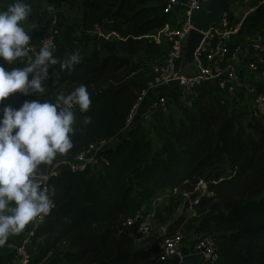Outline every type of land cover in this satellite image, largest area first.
Instances as JSON below:
<instances>
[{
	"label": "trees",
	"instance_id": "16d2710c",
	"mask_svg": "<svg viewBox=\"0 0 264 264\" xmlns=\"http://www.w3.org/2000/svg\"><path fill=\"white\" fill-rule=\"evenodd\" d=\"M12 2L0 0V10ZM28 2V19L39 24L31 43L45 35L47 17L59 13L63 21V12L75 6L80 17L72 24L58 18L60 32L65 28L66 43L89 37L86 32L96 26L120 36L117 40L98 38L97 49L79 54L81 62L71 71H62L59 64L50 69L44 98H51L58 89L67 92L83 84L91 105L87 113L77 110L73 149L50 170L56 207L26 245L31 264H158L160 244L176 233L183 240L195 234L191 245L204 237L214 239L217 264H264V114L256 116L253 107V99L264 95V79L254 78L264 75V63L257 64L251 76L242 71L255 86L254 95H231L216 82L205 81L196 96L181 106L178 120L166 122L165 103L149 111L152 121L147 125L139 118L126 128L132 107L155 79L151 59L170 50L167 42L160 45L152 36L166 24L179 27L174 14L164 13L166 0ZM232 3L224 5L230 27L241 23L237 12L247 8L239 33L250 32L244 40L249 44L264 38V1L241 0L236 10L229 9ZM244 41L236 36V43ZM58 42L54 55L61 60L60 38ZM165 96L166 92H160L158 97ZM24 99L14 94L4 104L15 108ZM84 115L91 122L81 131L79 122ZM103 140L113 142L100 154V167L73 172L64 163ZM201 183L206 190L199 194L197 204L190 205L188 198ZM184 198L194 215L177 217L164 235L148 245L134 228L126 226L136 216H155L158 201L165 205L181 203ZM29 231L30 224L0 246V264H17L16 252L6 246L20 245Z\"/></svg>",
	"mask_w": 264,
	"mask_h": 264
},
{
	"label": "clouds",
	"instance_id": "9594fccd",
	"mask_svg": "<svg viewBox=\"0 0 264 264\" xmlns=\"http://www.w3.org/2000/svg\"><path fill=\"white\" fill-rule=\"evenodd\" d=\"M30 11L28 0L0 10V246L56 207L50 170L73 149L77 110L87 113L91 105L83 84L44 98L51 67L71 71L81 58L73 52L60 60L47 42L29 58L32 37L23 25ZM14 94L25 99L15 108L4 104ZM90 122L84 115L80 130Z\"/></svg>",
	"mask_w": 264,
	"mask_h": 264
},
{
	"label": "built area",
	"instance_id": "2783aa9c",
	"mask_svg": "<svg viewBox=\"0 0 264 264\" xmlns=\"http://www.w3.org/2000/svg\"><path fill=\"white\" fill-rule=\"evenodd\" d=\"M202 1L204 0H166L164 13L174 14L179 27L170 28L169 24H166L161 29L165 32V42L170 45L169 53L160 63L153 66L155 79L149 83L148 90L141 95L132 107L127 117L126 128H131L137 119L142 117V103L146 95L150 91L169 88L168 84L174 80H178L179 84L172 87L180 88L188 98H194L197 88L205 81L216 82L231 95L238 92L245 95H254L256 93L255 86L247 81L246 76L242 75V71L245 69L247 74L249 73L251 76L256 71L257 64L264 63V38L254 39L253 42L246 45L236 43V36L239 34L241 24L235 28L230 27L228 16L225 12L220 23L210 27L204 34V38L195 54V68L193 72L186 76L179 74V65L183 56V43L192 28L190 15L193 11L199 9ZM58 24V17L54 13L44 25L45 35L37 40L36 43L30 42L29 58L45 42L53 47L54 54L59 50L58 40L61 32ZM86 35L104 40L120 39L119 34L115 31L106 32L100 26L87 31ZM155 41L159 44V40ZM242 54L245 56L244 69L240 66ZM261 76V78H254L255 80L264 79V75ZM165 103V97H158L148 107V112L156 110L158 106H164ZM253 107L256 116L261 117L264 114V95L256 96L253 99ZM112 142L111 140H103L92 144L75 158L64 163L73 172L94 170L100 167V154ZM52 174L55 175L56 173ZM200 187L205 192V184L201 183ZM198 199L199 194L193 202L188 200L190 201V205H193L198 203ZM45 218L42 221L38 220L30 224V231L26 234L24 241L20 245L13 243L7 245L8 249L16 252L17 264H31L32 256L27 252L26 245L29 243L31 236L34 235L35 230L44 223ZM126 226L134 228L135 234L140 238L149 237L153 231L152 215L146 218L142 216L131 218L127 221ZM160 247L161 256L158 264H217L219 259L216 243L211 237L199 239L194 245H190L186 251L183 237L179 233H176L170 237H166L160 244Z\"/></svg>",
	"mask_w": 264,
	"mask_h": 264
},
{
	"label": "rangeland",
	"instance_id": "374dc122",
	"mask_svg": "<svg viewBox=\"0 0 264 264\" xmlns=\"http://www.w3.org/2000/svg\"><path fill=\"white\" fill-rule=\"evenodd\" d=\"M241 4V0L238 1H234V3H232L230 5L229 9H235L238 7V5ZM245 5L248 6L249 2H245ZM41 6L44 8L45 4H41ZM248 12L247 8L246 9H240L237 12V15L239 17L242 18L241 23H243L244 21V15ZM63 13H65L64 16V20L62 21V19L59 17V13H55V15H57L58 18H60V22L61 23H66V24H72L74 20L79 19L80 17V9L78 6L72 7V8H67ZM40 16V15H39ZM38 16V18H39ZM51 16V15H50ZM49 16V17H50ZM49 17L46 18V23L49 19ZM63 23V24H64ZM240 23V24H241ZM23 27L25 28V30L31 31L32 28H36L39 27L38 21L37 20H29L27 18V20L24 22ZM169 27L171 28V24H169ZM105 30V29H104ZM36 33V30H34ZM38 31V29H37ZM106 31V30H105ZM108 32V31H106ZM250 33V32H249ZM244 33L242 36L243 38L247 39L249 38L250 34ZM81 32H78V34H76L77 37L81 36ZM154 38V40H159V44L161 45L164 41H165V32L163 30L157 32L155 35L152 36ZM99 39L98 38H94V37H87V38H78V40H75L73 44H68L66 43V38H65V28L63 27L62 29V33H61V37H60V42L62 43L60 46L61 49V60L66 59L71 53L73 52H78L79 54L83 55L84 53H88L91 51H94L95 49H97V43H98ZM62 45H65V47H62ZM166 55L160 57V58H156V59H151L152 63L155 65L157 63H160L164 57ZM164 91V92H163ZM160 92L165 93L166 92V103H167V110H166V116H165V120L167 123H169L170 121H176L181 117V106H183V104L189 103L190 98L186 97L184 92L178 88V87H174V88H167L166 90H161V91H156L153 94V99L158 98ZM151 103L149 102L148 104H146V106H143V114L142 117H140V119L138 121H143L144 123H146V125L151 122V118H150V114L148 112V106H150ZM171 112V114H170ZM154 138V136H152ZM156 139V138H154ZM204 193V191H202V188H198L197 193L201 194ZM189 199V198H188ZM186 199L184 198L182 200L181 203H166L165 205H162L161 201H158L156 204V215H152L153 218V231L151 233V235L149 237H143L141 238L142 243L148 245L149 242L153 241L154 237H160L162 235H164L167 231L168 226L179 216L185 215L187 217H191L193 214V209L191 208V206H186ZM154 213V214H155ZM159 215V218L157 217V215ZM196 235L194 234L193 236H190V239H185L184 240V244L189 246L191 245V241L193 239H195Z\"/></svg>",
	"mask_w": 264,
	"mask_h": 264
},
{
	"label": "water",
	"instance_id": "95a60500",
	"mask_svg": "<svg viewBox=\"0 0 264 264\" xmlns=\"http://www.w3.org/2000/svg\"><path fill=\"white\" fill-rule=\"evenodd\" d=\"M236 0H204L201 2L198 10H195L190 15L192 28L186 36L183 43V56L179 65V74L181 76L189 75L195 68V54L204 38V34L213 27L220 23L224 16V5L234 2ZM263 2L264 0H260ZM54 11L51 8V12ZM178 80L171 81L168 86H177ZM198 197L194 193L189 197L190 201H194Z\"/></svg>",
	"mask_w": 264,
	"mask_h": 264
},
{
	"label": "crops",
	"instance_id": "0c3cea01",
	"mask_svg": "<svg viewBox=\"0 0 264 264\" xmlns=\"http://www.w3.org/2000/svg\"><path fill=\"white\" fill-rule=\"evenodd\" d=\"M248 13L249 12H247L243 17L245 18L247 15H248ZM37 28L38 27H36V28H32V30L31 31H28V33L30 34V36L32 37V38H34L35 36H36V34H37ZM34 30H36V33H35V31ZM242 36V33H239L238 34V39L239 40H242L243 39V41L245 40V38H243V37H241ZM244 43H245V41H244ZM247 43H245V45H246ZM241 58H242V61H241V64H240V66L244 69L245 68V56L242 54V56H241ZM156 91H150L147 95H146V97L144 98V101H143V103H142V109H144L143 108V106H146V104H148L149 102L152 104V102L153 101H155L156 99H157V96H156V98L155 99H153L154 97H153V94L155 93ZM149 107V106H148ZM9 244H12V243H9ZM13 244H15V243H13ZM8 245V244H7ZM185 245V250L187 251V249L189 248V244L188 245H186V244H184ZM7 247V246H6Z\"/></svg>",
	"mask_w": 264,
	"mask_h": 264
}]
</instances>
